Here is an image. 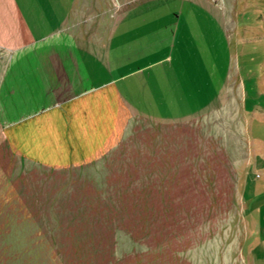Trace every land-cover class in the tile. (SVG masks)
Instances as JSON below:
<instances>
[{
  "label": "rangeland",
  "instance_id": "obj_1",
  "mask_svg": "<svg viewBox=\"0 0 264 264\" xmlns=\"http://www.w3.org/2000/svg\"><path fill=\"white\" fill-rule=\"evenodd\" d=\"M212 1L224 38L193 107L135 111L91 159L0 127V264H264V0Z\"/></svg>",
  "mask_w": 264,
  "mask_h": 264
},
{
  "label": "crops",
  "instance_id": "obj_2",
  "mask_svg": "<svg viewBox=\"0 0 264 264\" xmlns=\"http://www.w3.org/2000/svg\"><path fill=\"white\" fill-rule=\"evenodd\" d=\"M115 1L0 0V127L42 136L46 153L91 159L135 111L167 120L209 91L216 54L204 43L224 38L220 4ZM92 125L102 134L84 140L78 127Z\"/></svg>",
  "mask_w": 264,
  "mask_h": 264
},
{
  "label": "built area",
  "instance_id": "obj_3",
  "mask_svg": "<svg viewBox=\"0 0 264 264\" xmlns=\"http://www.w3.org/2000/svg\"><path fill=\"white\" fill-rule=\"evenodd\" d=\"M109 5H115L116 1L115 0H105Z\"/></svg>",
  "mask_w": 264,
  "mask_h": 264
}]
</instances>
